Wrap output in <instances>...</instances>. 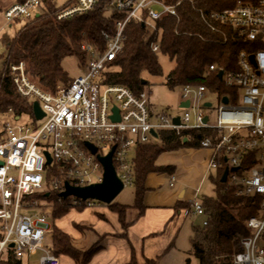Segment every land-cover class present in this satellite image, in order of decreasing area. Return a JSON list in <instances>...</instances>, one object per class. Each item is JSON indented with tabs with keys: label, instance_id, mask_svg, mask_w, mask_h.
I'll use <instances>...</instances> for the list:
<instances>
[{
	"label": "built area",
	"instance_id": "1",
	"mask_svg": "<svg viewBox=\"0 0 264 264\" xmlns=\"http://www.w3.org/2000/svg\"><path fill=\"white\" fill-rule=\"evenodd\" d=\"M98 1L76 0L57 20L83 15ZM40 5V0L10 5L3 18L7 26L18 19H31ZM113 8L125 16V21L115 23L113 34L101 33L102 46L88 42L80 45L81 68L86 74L73 79L68 86L59 85L53 93H45L28 80L22 64L11 69L17 94L38 104L44 117L37 122L44 123L41 127L6 125L0 136V261L15 256L17 260L25 258L29 264L31 256L39 253L36 264H60L52 255L56 246L54 217L44 211L47 209L41 201L31 196L44 192L61 195L65 186L84 189L101 184L103 169L98 158H105L112 150L111 163L122 192L132 190L138 150L150 145L151 139H157L151 133L157 136L160 131H171L178 135L181 131L206 130L215 135L200 143L199 149L210 153L206 177L220 170L227 173L225 183L234 189L235 197L261 198L258 216L247 222L251 235L239 241L242 251L232 257L231 264H264V247L260 244L264 235V0L237 4L210 16V20L233 30L251 45L250 49L238 52L234 72L208 68V73L222 74L219 81L235 92L237 104L230 105L229 98L219 99L203 87H184L180 105L188 103V107L179 108L191 110L193 115L185 112L171 117L152 116L145 92L135 96L123 87L103 82L109 65L121 52L127 21L153 31L154 24L163 17L175 16V7L158 0H113ZM210 31L215 32V28ZM256 48L259 50L255 51ZM152 51L157 53L158 47L153 45ZM206 95L215 97L219 103L214 125L208 124L209 118L203 111L212 105L201 104ZM223 99L227 100L226 105ZM114 111L118 122L111 120ZM7 116L13 118L11 110ZM176 118L178 126L172 123ZM89 147L95 149L94 155ZM247 158L250 168L245 169ZM233 169L236 171L232 172ZM174 183L171 177L169 188ZM67 199L74 208L98 211L105 207L93 200ZM188 205L189 212L203 218L205 226L200 204L193 198ZM34 210L42 214L36 215ZM11 246L13 250L9 249Z\"/></svg>",
	"mask_w": 264,
	"mask_h": 264
},
{
	"label": "trees",
	"instance_id": "2",
	"mask_svg": "<svg viewBox=\"0 0 264 264\" xmlns=\"http://www.w3.org/2000/svg\"><path fill=\"white\" fill-rule=\"evenodd\" d=\"M25 0H0L10 5L22 4ZM163 5L174 6L175 16H165L154 24L149 31L135 21H127L123 30L122 49L105 73L104 84L119 86L138 96L144 93L148 78L162 75L158 57L162 56L174 64L168 74L165 86L173 90L184 87H203L209 93H215L220 99L229 98L230 105H236L237 99L233 90L223 87L216 73H208L209 67L223 71L236 70V57L239 51L250 49L251 45L242 37L226 27L210 20L213 13L234 8L237 4H254L256 0H158ZM76 0H67L58 7L53 0H40L39 11L28 20L18 19L8 25L13 35L0 36V117L11 110L14 119L26 116L34 120L32 102L22 99L13 85L11 69L19 64L24 66L28 80L45 93H53L57 86H68L72 80L63 72L61 64L70 57L82 63L79 50L83 42L102 46L101 33L109 35L115 30V23L125 21L124 15L114 11L113 0H100L87 13L74 15L68 19L57 20V16L72 7ZM215 28V32L210 29ZM158 52L152 51V46ZM256 48L255 51H258ZM6 125L0 124V136ZM215 135L206 130L181 131L177 135L171 131H160L157 144L139 148L134 162V187L131 191V202L122 205L113 202L107 209L120 214L119 223L126 232L131 223L125 220L128 209L136 211V218L145 216L147 208L143 199L147 192L145 182L149 175H173L171 166H157L158 159L180 149L200 148V143ZM185 140V142H184ZM245 169L250 168V158L244 161ZM223 172L217 171L214 177H207L213 186V196L204 198L200 204L205 226L192 228L189 240L190 250L186 253L184 264L191 259L196 264H231L235 254L242 251L239 241L249 237L247 222L258 216L261 204L259 196L250 198L235 197L234 189L227 183H221ZM41 201L53 212V217L60 221L71 211L83 212L82 207L74 208L69 199H62L53 192H44L31 196ZM177 215L187 212L189 205L177 201L174 208ZM188 214V213H186ZM104 220V216H98ZM72 228L79 233L91 231L86 226L73 224ZM56 235V246L52 255L59 260H69L73 264H89L102 251L98 242L87 250L74 245L73 240L59 230ZM173 248L171 244L164 254ZM134 256V255H133ZM131 257L127 264H157L153 259L141 263ZM0 264H20L15 256H9Z\"/></svg>",
	"mask_w": 264,
	"mask_h": 264
},
{
	"label": "rangeland",
	"instance_id": "3",
	"mask_svg": "<svg viewBox=\"0 0 264 264\" xmlns=\"http://www.w3.org/2000/svg\"><path fill=\"white\" fill-rule=\"evenodd\" d=\"M53 1L58 7H61L67 0ZM2 34L11 36L13 35V30L8 28L0 15V36ZM1 53L2 48L0 47V55ZM158 63L161 67L162 75L157 78H148V85L144 88L149 98V111L151 115L159 116L164 114L167 117H171L182 116L185 112L193 115L191 110L183 111L179 108L182 95L181 89L175 88L170 90L165 86L167 76L173 69L174 64L162 56L158 57ZM61 67L70 80L86 74L85 70L81 68L80 62L74 57L65 59ZM205 102L212 105L211 109L203 111L209 118L208 124L214 125L219 103L215 97L210 95H206L201 104ZM43 123L34 121L26 116L20 117L19 120L7 115L0 117L1 125L5 124L11 127L30 125L41 127ZM150 144H157V140L151 139ZM207 157V152L203 150L188 149H180L162 155L157 161V166L174 167V176L166 174L148 176L145 182L147 193L144 196L143 204L153 208L157 206L171 207L177 202L178 196L182 193L184 194V200L189 202L193 200L195 191L199 186V192L195 198L196 203H201L204 198L212 197L213 186L211 181L207 177L206 179H202L206 169L205 162ZM215 174L213 172L211 176L214 177ZM172 176L175 183L173 189H170L168 184ZM131 194L130 190L123 191L114 202L120 204V206L129 205ZM186 204L188 205V203ZM44 208L47 209H43L44 211L53 215L50 208L45 205ZM153 208H148L146 216L140 219L136 218V211L133 209L126 210L125 220L131 223L126 232L120 230V214L110 212L106 206L98 211L84 210L78 213L73 210L69 215L60 220V229L73 240L77 248L82 250L89 249L98 242L99 238H104L98 242V246L102 248V251L89 264H126L131 260L133 255V258L138 263H141L145 259H153L157 264H184L187 257L186 253L190 250L189 240L192 228L202 227L203 218L196 217L189 212V209L186 212L188 214L183 217L182 214L169 216V213L157 211ZM99 215L104 216L105 219L100 220ZM160 216L165 219L164 222L161 221ZM72 223L86 226L91 231L79 233L71 227ZM125 243L128 248H131L125 247L123 245ZM171 244L174 247L164 254L165 249ZM260 244L264 247V235L261 238ZM39 255V253H36L31 256L29 264H36ZM59 263L69 264L66 260H59ZM190 264H196V261L191 259Z\"/></svg>",
	"mask_w": 264,
	"mask_h": 264
},
{
	"label": "water",
	"instance_id": "4",
	"mask_svg": "<svg viewBox=\"0 0 264 264\" xmlns=\"http://www.w3.org/2000/svg\"><path fill=\"white\" fill-rule=\"evenodd\" d=\"M221 73L217 75L218 80L221 79ZM222 103L224 105L227 104V100L223 99ZM188 103H184L180 105V108H187ZM207 107H209L207 105ZM115 116L111 118L113 122H118V118L116 117V111H114ZM32 114L35 121H41L44 117V114L40 110L38 104L34 102L32 104ZM172 123L175 126L179 125L178 118L174 119ZM206 123V119L203 121V124ZM151 136L155 139L157 138L156 134L151 133ZM185 142V140H184ZM91 150V154H95V149L89 147ZM113 150L105 157V158H98L99 163L103 169V177L102 182L99 185L90 186L84 189H75L65 186V192L60 195L61 199H66L67 197L76 198L82 202L87 200H93L102 203L105 206H110L115 199L122 193V185L120 181L117 179L114 169L111 163V156ZM47 157V164L50 163L49 157ZM236 169H233L232 172H235ZM227 173H224L221 179V183H225ZM182 194L179 196V200L182 199Z\"/></svg>",
	"mask_w": 264,
	"mask_h": 264
},
{
	"label": "crops",
	"instance_id": "5",
	"mask_svg": "<svg viewBox=\"0 0 264 264\" xmlns=\"http://www.w3.org/2000/svg\"><path fill=\"white\" fill-rule=\"evenodd\" d=\"M10 6V4L9 3H0V15L2 16V18H3V12H4V10L6 9V8H8ZM3 20H4V18H3ZM5 21V20H4ZM188 150H194V149H188ZM198 150H201V149H198ZM203 151H205V150H203ZM205 152H207V159H206V166H207V163H208V160H209V157H210V153L208 152V151H205ZM206 170V169H205ZM174 173H175V171H174ZM152 175H154V174H152ZM150 176V175H149ZM173 176H174V174H173ZM172 176V177H173ZM202 179H206V175H205V172H204V174H203V178ZM169 187V186H168ZM174 187V186H173ZM173 187H172V189H173ZM199 188H200V186L197 188V190L195 191V195H194V197L193 198H196V195L198 194V192H199ZM171 189V188H170ZM147 193V192H146ZM181 195V194H180ZM179 195V196H180ZM179 196H178V198H177V201H182V202H184V203H188V201H185L184 200V194L182 193V199H180L179 200ZM175 204L176 203H174V205L173 206H171V207H155V208H153V207H147V206H145L144 204V207L145 208H147V210H146V212H145V216H146V213H147V211H148V208H153V209H156L157 211H161V212H164V213H169V216L171 215V216H173V215H177V213L175 212V210L173 209L174 208V206H175ZM161 212H159V214H161ZM184 215H187L186 214V212L184 213H182V216L184 217ZM144 216V217H145ZM168 217V216H167ZM160 219H161V221L162 222H164L165 221V219L164 218H162L161 216L159 217ZM177 218H178V216H177ZM104 219H105V217H104ZM166 220H168V219H166ZM52 224L54 225H52V227L54 228V230L56 231V234H57V232L59 231V230H61L60 229V221H58V220H56L55 218H53V221H52ZM72 227V226H71ZM120 230L122 231V229L120 228ZM125 247H127L126 246V243L125 244H123ZM174 247V246H173ZM128 248V247H127ZM129 248H131V247H129ZM128 248V249H129ZM9 249H14L13 248V246H11ZM129 251V250H128ZM165 252V251H164ZM163 252V253H164ZM130 254V253H129ZM132 254H133V250H132ZM129 257H131V255H129ZM23 259H25V258H23ZM94 259V258H93ZM66 261H68L69 262V264H73L71 261H69V260H66ZM23 263L24 264H26L27 263V260L25 259V260H23ZM61 264V263H60ZM98 264H101V263H98ZM127 264V263H126Z\"/></svg>",
	"mask_w": 264,
	"mask_h": 264
},
{
	"label": "bare ground",
	"instance_id": "6",
	"mask_svg": "<svg viewBox=\"0 0 264 264\" xmlns=\"http://www.w3.org/2000/svg\"><path fill=\"white\" fill-rule=\"evenodd\" d=\"M33 212H34V214H36V215H41V214H42V212H41L40 210H34ZM52 225H53V224H52ZM53 226H54V225H53ZM23 260H24L23 258H22V259H21V258L18 259L19 262H20V261H23Z\"/></svg>",
	"mask_w": 264,
	"mask_h": 264
}]
</instances>
